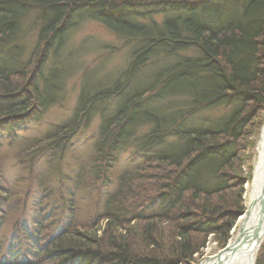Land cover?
<instances>
[{
	"label": "trees",
	"instance_id": "1",
	"mask_svg": "<svg viewBox=\"0 0 264 264\" xmlns=\"http://www.w3.org/2000/svg\"><path fill=\"white\" fill-rule=\"evenodd\" d=\"M220 1L227 0H171L170 6L186 12L156 25L133 19L131 11L163 0H0V147L2 129L10 127V133L15 123L42 111L38 104L45 107L52 97L54 88L47 80L56 68L40 80L41 87L37 84L50 56L47 49L61 45L62 33L77 13L144 42L136 51V71L160 52L177 58L153 85L129 96L116 115L105 119L94 164L107 162L131 136V128L149 122L154 127L143 145L160 144L157 153L118 177L117 188L105 195L103 213L88 227H78L74 219L56 216L52 209L46 216L38 212L32 220L21 215L8 235L0 234V264H190L210 234L224 242L244 212L243 182L235 175H240L247 150L254 146L249 139L254 132L250 116H258L264 108V0H243L236 16L213 7ZM200 11L223 17L216 24L207 21L208 16L201 18ZM30 12L36 13L40 28L33 49L36 56L24 63L19 40ZM190 49L194 53L180 56ZM167 83L180 91L165 92ZM172 96L189 99L190 109L179 103L172 116L169 111L156 114L143 109L150 99ZM226 100L239 104L219 128L179 127L178 142L163 145L187 115ZM93 102H99L98 97L90 106ZM71 124L58 126L49 136L53 149L66 144L74 132ZM37 146L29 155L31 169L46 149L41 142ZM203 162L209 165L208 180L199 177ZM8 190L0 173V225L5 204L12 202L11 209L16 203ZM59 192L48 189L49 196ZM263 248L264 243L256 264H264Z\"/></svg>",
	"mask_w": 264,
	"mask_h": 264
},
{
	"label": "rangeland",
	"instance_id": "2",
	"mask_svg": "<svg viewBox=\"0 0 264 264\" xmlns=\"http://www.w3.org/2000/svg\"><path fill=\"white\" fill-rule=\"evenodd\" d=\"M169 1L171 0L166 2L163 0L160 5L134 6L131 17L141 23L155 22L158 25L171 15L186 12L170 6L167 3ZM242 3L243 0H227L220 1L213 7L222 9L223 14L232 12L233 16H236L241 12ZM200 15L201 18L208 16L204 11H200ZM218 15V13L209 15L207 21L219 24L223 15ZM35 18V12H30L26 17L23 37L19 40L25 53L24 63L31 62V58L36 56L33 55V49L37 43L40 25L36 24ZM62 37L59 47L54 48L55 44L48 47L47 52L50 56L44 64L43 77L37 83L41 87L45 75H49L56 68L53 78L47 80L54 88L52 97L47 100L45 107L38 104L42 111L32 112L33 114L24 120L15 123L14 131L9 133L10 127L1 130L4 136L0 147V173L6 187L9 188L8 191L12 193V199H16L11 209L8 206L12 202L8 201L2 212L3 224L0 225V234L4 236L10 233L21 215L24 214L32 220L38 212L46 216L47 211L51 209L56 216L74 219L78 227L90 226L97 219L98 213H103L105 195L117 188L118 177L125 170L145 163V159L155 155L161 148L160 144L143 145L144 137L154 127V124L149 122L131 128V136L118 146L117 151L112 152L107 162L105 159L100 166L94 164L95 148L105 119L116 115L129 96L153 85L162 70H168L177 58L160 52L149 64L136 71L133 69L136 51L144 42L121 36L81 12L69 20V26L62 33ZM192 53L194 50L190 49L182 52L180 56ZM160 78L161 76L158 77ZM167 86L165 90L167 93L180 91L170 83H167ZM95 97H98L99 102H93L90 106L89 102ZM149 103L143 108L146 112L163 114L169 111L170 116L175 114L179 103L186 104L189 109L191 107L189 99L176 96L161 101L150 99ZM238 104L236 100H226L224 103L202 107L187 115L178 122L176 131H172L164 139L163 145L178 142L175 133L179 127H183V131L219 128ZM139 106L141 105L137 107ZM250 118L254 132L249 139L254 142V146L247 150L240 175H235L243 182L240 200L244 212L237 217L224 242L210 234L205 247L194 255V261L190 264H200L206 256V246L210 239H214L219 250L224 249L231 239L234 226L246 212V187L254 180V160L258 138L264 126V108L258 116ZM143 119L141 117L139 121ZM68 123L75 126L74 132L68 136L66 144L53 149L49 145L51 141L49 136L54 135L53 132H56L58 126ZM38 142H41L43 147L46 145V149L31 169L29 155L32 149L38 148ZM233 150L234 148L231 149ZM208 168V163L203 162L199 168V177L208 180L211 176L207 174ZM48 189L60 192L49 196Z\"/></svg>",
	"mask_w": 264,
	"mask_h": 264
},
{
	"label": "bare ground",
	"instance_id": "3",
	"mask_svg": "<svg viewBox=\"0 0 264 264\" xmlns=\"http://www.w3.org/2000/svg\"><path fill=\"white\" fill-rule=\"evenodd\" d=\"M262 201H264V126L258 138L254 160V180L246 187L245 205L249 215L248 213L245 216L242 215L234 226L226 250H219L214 239L209 240L206 256L203 259L208 261L202 264H254L259 244L247 245L240 242L244 241L255 228Z\"/></svg>",
	"mask_w": 264,
	"mask_h": 264
},
{
	"label": "water",
	"instance_id": "4",
	"mask_svg": "<svg viewBox=\"0 0 264 264\" xmlns=\"http://www.w3.org/2000/svg\"><path fill=\"white\" fill-rule=\"evenodd\" d=\"M259 210H260L259 211V216H258L257 223L255 225V228L247 236V238L244 241L240 242V244L246 243L247 245H256L258 243L259 244L258 251H259L260 246H261V244H262V242L264 240V225H263V220H264V201L261 202ZM247 213L249 215V212H247V210H246V212L243 215L245 216V215H247ZM226 248H227V246L221 251L226 250ZM206 261H208V260H206V259L202 260L200 262V264H202V262H206ZM254 264H255V262H254Z\"/></svg>",
	"mask_w": 264,
	"mask_h": 264
}]
</instances>
